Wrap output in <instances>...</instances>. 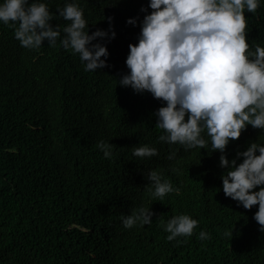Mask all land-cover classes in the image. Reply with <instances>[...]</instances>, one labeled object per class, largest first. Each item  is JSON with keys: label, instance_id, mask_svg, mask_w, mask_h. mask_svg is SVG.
<instances>
[{"label": "trees", "instance_id": "16d2710c", "mask_svg": "<svg viewBox=\"0 0 264 264\" xmlns=\"http://www.w3.org/2000/svg\"><path fill=\"white\" fill-rule=\"evenodd\" d=\"M46 2L56 12L66 0ZM148 2L80 0L90 33L108 29L114 17L108 66L97 71H86L59 41L22 46L0 21V264H264L258 205L249 210L224 194L220 153L210 144L200 150L161 142V101L118 84L140 32L127 19H142ZM245 15L249 44H264V2ZM67 23L58 15L52 21L61 30ZM100 140L115 145L111 158ZM258 140L264 143V130L249 125L228 146L229 159ZM143 144L158 154L135 156L133 147ZM152 169L181 191L153 197L145 187ZM141 205L155 212L153 222L126 228L122 213ZM180 213L199 224L177 244L166 239L165 225ZM202 229L210 238L198 237Z\"/></svg>", "mask_w": 264, "mask_h": 264}, {"label": "clouds", "instance_id": "9594fccd", "mask_svg": "<svg viewBox=\"0 0 264 264\" xmlns=\"http://www.w3.org/2000/svg\"><path fill=\"white\" fill-rule=\"evenodd\" d=\"M264 0H149L142 5V19L129 17L127 23L139 24L138 42L129 44L128 71L118 79L122 87L136 93L149 92L161 101L156 110V126L163 129L161 142L179 143L186 149L218 151L222 187L227 197L246 209L258 205L254 219L264 232V143L251 141L229 159L228 146L238 140L249 125L264 130V44L254 46L247 40V12L254 13ZM151 9V11H149ZM58 13V14H57ZM68 21L53 26L56 16ZM108 29L89 31L85 9L80 0H66L53 12L46 0H3L0 21L15 29V38L29 49H39L47 41L57 42L79 54L86 71L108 66L110 52L105 41L117 35L114 17H107ZM104 156L114 155V144L100 140ZM158 148L143 144L133 147L138 157H152ZM176 152L169 153L173 159ZM150 170L145 185L153 197L163 198L180 192L169 178ZM154 185V190L152 186ZM259 186L258 190L257 187ZM155 212L140 206L131 214L122 213L126 228L150 225ZM199 220L188 213L172 216L165 228L167 240L182 243L190 237ZM233 236V229H226ZM200 230V239L210 238Z\"/></svg>", "mask_w": 264, "mask_h": 264}]
</instances>
